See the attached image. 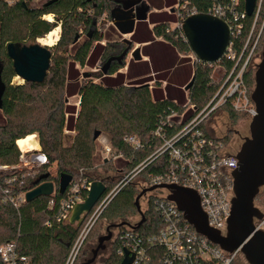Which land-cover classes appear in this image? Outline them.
<instances>
[{
  "label": "trees",
  "instance_id": "1",
  "mask_svg": "<svg viewBox=\"0 0 264 264\" xmlns=\"http://www.w3.org/2000/svg\"><path fill=\"white\" fill-rule=\"evenodd\" d=\"M163 1L167 7H172V9L177 3V0ZM115 2L116 0H92L90 2L87 0H45L39 6H33L24 0H18L10 6L4 0H0V84L5 85L0 108V165L17 164L21 156L17 141L37 132L39 133L36 136L40 152L45 154L48 160L42 166L38 178L50 173L49 166L56 164L58 174L54 176L50 173L48 180L54 181L57 185L61 172H69L73 178H76L80 169H86L84 176L92 181L101 179L105 182L107 189H110L117 180L113 181L111 177L98 179L90 174L97 156V140L94 139L96 130L110 134L113 149L118 153H123L128 159L121 169L113 165L111 169L117 173L122 170L128 172L159 146L160 141L153 139L151 132L156 128L160 119L170 112L182 113L184 111L182 104L186 93L187 101L197 108L195 114L202 110L216 93L218 87L212 82V74L216 65L192 63L189 57L193 53L190 45L179 35L178 31L167 32L172 20L163 19L157 22L152 15L150 22L157 23L153 28H150L149 21L138 22L134 33L130 36L131 47L123 41L124 37L120 34L118 38L111 39L113 27L109 25L110 11L116 6ZM190 2L201 13H207L211 5V0H190ZM241 6L243 10L244 0ZM50 13L55 15L53 22L42 18L43 15ZM101 18H103L102 21ZM254 18V14L248 16L245 19L243 34L233 39V46L238 54L242 52ZM95 21L96 24H94ZM263 21L264 1L255 37ZM58 25L62 30L56 47L64 53L59 60H55L54 66L50 61V69L45 81L43 83L12 84L16 73L13 62L7 54L6 45L10 42H19L24 45L36 43L37 39L46 37ZM91 30L92 35L89 37L88 33ZM77 36H85L86 39L75 44ZM263 36L264 29L258 40L256 54L264 49ZM156 37H162V40L170 44L156 41ZM106 39L108 41L102 45L100 42ZM147 42L149 44L145 47V54L149 60H131L127 73H118L126 66L133 45ZM95 43L97 44L91 52ZM129 47L130 50L126 56L122 57ZM178 55H182V58ZM100 57L108 61L113 58L110 61L109 75L103 76L100 82L91 80L90 77L95 76L92 73L80 79L81 73L76 68V63L84 66L90 62L94 66ZM189 63L192 65V71L190 67V71L183 67V64ZM219 64L228 69L234 66V62L226 58H223ZM70 71L74 72L73 76L69 74ZM254 71L251 66L245 73L246 82L250 87L254 85ZM113 74L116 76H111ZM192 77L194 82L185 93L183 87L190 82ZM151 81H154L152 88ZM164 81H167V84L163 87ZM40 86L47 87L44 93L36 92ZM63 94L66 97L80 96L78 112L75 107L67 106V101L63 100ZM224 110L227 111L228 120L231 122L244 117L234 111L229 104L224 106ZM191 114H193L192 111L187 113L184 122ZM27 122H31L33 127L28 128ZM202 128L206 129L205 124ZM66 130L76 132L72 142L68 145L64 142ZM130 134L140 136L144 150L134 151L124 141V137ZM227 141H229L228 135L225 136V142ZM161 162L165 163V158L162 161L155 160L143 170L136 180L139 181L138 192H140L142 180H148L150 175L163 170L164 166ZM36 180L27 178L24 187H32ZM131 185L124 187L112 199L100 218L103 217L111 222L114 220L127 222L129 216L137 214L135 205L137 191L130 187ZM4 186V177L0 175V246L8 242L16 243L18 251L29 259L23 264H64L83 225L75 228L71 224L56 221L60 200L64 195L57 190L53 196H41L15 207L10 196H17L21 189L15 186V190L6 197ZM124 192L126 195L122 196ZM260 195L256 198L257 203L260 198L262 202L264 201V193L261 192ZM52 198L56 200V203L53 207H49V201ZM155 199L156 197L150 198L148 207L144 210L146 221L138 229V232L144 236H150L162 226V219L154 208ZM46 221H51L52 227L45 225ZM112 244L113 256L107 264H121L123 258L117 253L121 241L117 238ZM150 251V264H162L161 259L165 255L163 249L151 248ZM80 256L81 254L76 264ZM0 264H3L1 259ZM202 264L218 263L212 260L202 261Z\"/></svg>",
  "mask_w": 264,
  "mask_h": 264
},
{
  "label": "built area",
  "instance_id": "2",
  "mask_svg": "<svg viewBox=\"0 0 264 264\" xmlns=\"http://www.w3.org/2000/svg\"><path fill=\"white\" fill-rule=\"evenodd\" d=\"M4 1L11 6L18 0ZM24 1L33 6H39L45 0ZM263 1L257 0L251 30L244 42L242 52L238 54L233 46V39L243 34L245 19L248 17L245 12V2L242 10V0H211L207 14L223 19L231 30V41L223 58L233 61L234 66L228 69L220 65L219 63L223 58L218 63L210 64L212 66L219 64L218 66L223 68V75L217 79L212 74V82L218 89L202 110L195 114L197 108L188 101L182 113L172 111L160 119L156 128L151 132L152 138L160 141L159 146L130 171L118 172L122 174L120 178L110 189L106 188L92 211L86 216L64 264H76L89 233L108 204L124 187L136 181L149 164L158 159L162 161L165 158V163L161 162V165L164 166L163 170L150 175L148 180H142L140 190L161 184H176L195 190L200 198V205L208 217L209 225L226 234L234 197L233 172L239 166V161L236 158L238 150L233 151L230 142H225L226 135H211L207 130V122H210L218 113L227 116V111L222 109L226 104H229L237 113L244 115L248 121H251L257 114L256 105L252 99L255 82L253 87H250L246 82L245 73L251 66L256 70V64H253V60L263 52L255 53L258 40L264 29L263 21L261 29L255 37ZM173 11L177 21L174 26L167 29V32L176 30L186 41L182 29L183 21L187 17L201 12L195 5L191 4L190 0H177ZM42 18L53 22L55 15L52 13L45 14ZM102 20L103 18H101ZM156 39L162 40V37H156ZM131 55L132 51L129 57ZM189 57L193 64L201 62L194 53L190 54ZM14 79L12 84L17 83ZM190 111L193 114L184 122L187 113ZM203 124H205V130L209 136L202 128ZM124 141L134 151L144 150L143 141L137 134L126 135ZM101 156L103 162L117 159L124 160V162L128 160L123 153H118L113 149L110 141L102 142ZM47 162L46 155L40 152L39 148L21 150L20 160L15 165H0V175L4 177L5 196H10L9 194L15 190V186L21 189L17 196H10L15 207L26 202V192L31 188L24 187L27 178L36 180L42 166ZM85 173L86 169H80L78 176L71 180L64 192V196L60 200L57 222L65 223L75 205L86 200L93 181L84 176ZM56 187L58 185L55 183V190L50 196L56 194ZM262 192L264 193V191ZM168 193L165 188H156L141 198H146L149 203L151 197H156L154 208L162 219V226L157 232L150 236H144L138 232L139 228H133L137 222H131L117 228V234L112 242L117 238L121 241L117 253L122 258L125 256L124 250L128 249L134 256L131 264H150L151 248H160L165 253L164 258L161 259L162 264H202V261L212 260L218 264H233L238 260L242 255L240 249L229 253L198 233L186 220L184 212L174 202L167 199ZM55 203L56 200L52 198L49 201V207H53ZM255 205L262 212V217L254 220L255 230L264 232V201L257 203L255 200ZM45 225L52 227V222L46 221ZM120 228L122 229L119 230ZM0 259L3 264H23L29 260L28 257L18 251L17 244L14 242L0 246Z\"/></svg>",
  "mask_w": 264,
  "mask_h": 264
},
{
  "label": "water",
  "instance_id": "3",
  "mask_svg": "<svg viewBox=\"0 0 264 264\" xmlns=\"http://www.w3.org/2000/svg\"><path fill=\"white\" fill-rule=\"evenodd\" d=\"M244 2L246 14L252 16L257 0H244ZM116 3L119 5L110 11L112 24L124 36L123 41L131 47L132 41L128 35L134 33L138 22L147 20L151 7L145 0H116ZM182 29L187 43L198 60L207 64H215L224 57L231 41V30L223 19L207 13H198L187 17L183 21ZM91 35L92 30L88 33L89 37ZM78 38L79 36L76 37V40ZM130 47L122 57L126 56ZM6 51L13 62L16 75L24 82L43 83L45 81L51 61V51L47 46L39 42L29 45L10 42L6 45ZM132 57L135 60L143 58L141 47L134 48ZM108 70L107 66L102 69L106 75ZM84 76L88 77L89 73L86 72ZM193 82L194 78L192 77L185 86L186 91L189 90ZM254 82L252 99L255 102L257 114L250 121L249 135L244 137L236 154L239 166L233 172L234 197L226 234L209 225L208 217L200 205L197 192L176 184H161L141 190L135 199V205L141 219L133 225L134 229L140 228L146 221V215L140 203L141 198L156 188H165L169 192L167 199L174 202L184 212L186 220L198 233L229 253L240 249L248 264H264V232L256 231L254 224L255 218L262 217V212L255 205V200L264 191V50L254 73ZM4 89L5 85L1 83L0 108ZM101 135L102 131L96 130L94 139H99ZM49 177L50 173H46L34 181L30 190L26 192V202L53 194L55 182L48 180ZM72 179L71 173L64 171L60 173L58 184L60 194H64ZM106 188L103 180L93 181L86 200L75 205L65 223L79 228L104 194ZM126 224L127 222H121L107 226L106 234L99 236L96 247L92 249V257L84 264H93L98 254L105 250L107 244L113 240L112 229ZM124 252L125 256L121 264H131L134 256L128 249H125Z\"/></svg>",
  "mask_w": 264,
  "mask_h": 264
},
{
  "label": "rangeland",
  "instance_id": "4",
  "mask_svg": "<svg viewBox=\"0 0 264 264\" xmlns=\"http://www.w3.org/2000/svg\"><path fill=\"white\" fill-rule=\"evenodd\" d=\"M150 5L152 6L153 9H160L161 7H163L164 1L163 0H149ZM170 14L171 12L168 11ZM51 18V17H50ZM156 20L158 22L162 21L163 19H170L172 20L169 24L170 26H174L175 22L177 21V17L175 15V13H173V16H168L167 14L163 13V11L158 12L156 15ZM57 27H59V32H58V39L55 41V43L53 45H46L40 42L39 39H37L36 42H39L42 45L47 46L50 51H51V65L54 66L55 65V60H59V57L63 55V51L60 50V48L56 47V44L59 42L60 36L61 35V27L60 25H58ZM55 27V29L57 28ZM54 30V29H53ZM263 43H264V36H263ZM135 47V45H133V48ZM132 48V49H133ZM132 51V50H131ZM130 51V52H131ZM129 57V56H128ZM178 57H180L178 55ZM133 58V57H132ZM262 58V54L257 55L254 60H253V64H257L260 62ZM128 60V59H127ZM94 66L88 65L86 66H78V69L80 70V72H87V73H95L93 71ZM184 68H187L189 70L192 71V65L189 64H183ZM97 69V68H96ZM95 70V69H94ZM123 70V68H122ZM189 70V71H190ZM255 73V72H254ZM223 73H221L220 71V66L216 65V67L214 68V72H213V77L220 79L222 77ZM254 75V74H253ZM17 76V75H16ZM103 76H100L99 73H97V75H95L94 77H90L91 80H93L94 82H100L102 80ZM87 78V79H90ZM84 80V79H83ZM15 82H17L18 84H23L25 83L23 79H21L19 76L16 77V79H14ZM47 87H43L40 86L37 88L36 92H41L44 93L46 91ZM183 91L186 93L185 87H183ZM63 100L67 101V106H72L76 108V111H79V105H80V96L79 95H73V96H67L65 94L62 95ZM187 93L185 96V99L183 101V106L187 105ZM222 109H224V107H222ZM224 112V110H221ZM226 114L223 113H218L215 117L212 118V120L210 122H207V130L209 131V133L213 136H223V135H228V139L231 145V148L233 151L235 150H239L240 146L243 142L244 137L249 135V125H250V121L247 120L246 117L240 118L239 120L235 121V122H231L230 120H228V116H225ZM209 121V120H208ZM26 124H28V128H32L33 124L31 122H27ZM37 135H39V133L36 132ZM36 134H31L36 140H37V136ZM76 135L75 131H65L64 132V142L66 145H68L69 143L72 142L74 136ZM111 137L110 134L106 133V132H102V135L100 136L99 139H97V143H96V147H97V156L94 162V166L91 168V175L96 176L98 179L102 178V177H111L113 179V181L118 180L119 176H121L122 174H118L114 169H111V166H115L116 168H120L124 165V160L121 159H117V160H112L109 163H104L102 160V156H101V148H102V142H107L110 141ZM38 146L36 149L40 148L39 142L37 140ZM35 150V149H34ZM49 172L56 176L58 174L57 172V165H51L48 168ZM139 181H135L132 183V185L130 187H132L134 190H136L137 195L141 192H138V185ZM58 187H56V191L57 192ZM126 192L123 193L122 196H125ZM261 196V195H260ZM141 203V207L142 210L146 209L148 207V201L146 198H143L140 200ZM258 203H262V198L259 199ZM141 219L139 213L137 212L136 215H132L129 216V218L127 220V222H138ZM122 220H114V221H109L106 220L105 218H100L98 220V222L95 224L92 232L90 233V235L88 236L83 251L81 253V256L79 258L78 264H84L89 258L92 257V249L96 247L97 243H98V238L101 235L106 234V228L107 226L113 224H118L121 223ZM113 231V238L116 236L117 234V227L112 229ZM112 241L109 242L107 244V248L103 251H101L98 254V257L96 258L95 262L93 264H107L108 261L110 260V258L113 256V249L111 247ZM236 264H248V262L246 261V259L244 258L243 255H241Z\"/></svg>",
  "mask_w": 264,
  "mask_h": 264
},
{
  "label": "crops",
  "instance_id": "5",
  "mask_svg": "<svg viewBox=\"0 0 264 264\" xmlns=\"http://www.w3.org/2000/svg\"><path fill=\"white\" fill-rule=\"evenodd\" d=\"M146 1V3L151 7V9H150V11L148 12V17H147V20L146 21H149L150 22V18H151V16L153 15V17L155 18L156 17V15H157V13L158 12H161V11H163V12H166L167 14H168V16H173V13H174V11H173V9H172V7H167V5H165L162 9H153L152 8V6L150 5V1L149 0H145ZM168 11H170L171 12V14L168 12ZM155 20H156V18H155ZM158 22V21H157ZM157 23H151L150 22V28H153L155 25H156ZM109 25H111L112 27H113V32L111 33V36H110V38L111 39H116V38H118V35L120 34V35H122L121 33H119V31L116 29V27L112 24V21L109 23ZM117 34V35H116ZM123 36V35H122ZM130 36L131 35H128V37H129V39H130ZM124 37V36H123ZM109 38V37H108ZM110 39V40H111ZM108 40L106 39V40H104V41H101L100 43L102 44V45H105L106 44V42H107ZM156 41H160V42H163V43H166V44H170V43H168V42H166V41H164V40H157L156 39ZM98 43V42H97ZM97 43H95L94 45H93V47H92V49H91V52L93 51V48L95 47V45L97 44ZM149 43L147 42V43H135V47L134 48H136L137 46H139V47H141V54H142V56H143V58L141 59L142 61H148L149 60V57L145 54V47L148 45ZM134 48L132 49V51L134 50ZM130 54V53H129ZM181 56V58H182V55H180ZM101 57H102V55H101ZM101 57L98 59V61L96 62V64L94 65V68L95 67H97L98 66V64L100 63V60H101ZM131 60H134V61H140V60H135L134 58H132V55H131V57H128V61H127V64H126V66L123 68V70L121 69V70H119L118 71V73L119 72H121V73H127V70H128V65H129V62L131 61ZM88 65H91V63L90 62H87L84 66H88ZM78 66H81V65H79L78 64ZM92 66V65H91ZM92 69H93V67H92ZM81 73V72H80ZM82 74H84V72H82L81 73V75ZM117 74V73H116ZM116 74H113V75H111V76H116ZM154 74V73H153ZM109 74H107V75H103V76H108ZM103 78V77H102ZM153 84H154V81H151L150 82V86H151V88L153 87ZM167 84V81H164L163 82V87L165 86ZM185 87V86H184ZM37 141V140H36ZM37 146H38V143H37Z\"/></svg>",
  "mask_w": 264,
  "mask_h": 264
},
{
  "label": "bare ground",
  "instance_id": "6",
  "mask_svg": "<svg viewBox=\"0 0 264 264\" xmlns=\"http://www.w3.org/2000/svg\"><path fill=\"white\" fill-rule=\"evenodd\" d=\"M50 18V17H49ZM51 19V18H50ZM59 27L52 30L50 33L46 35L44 38H40V42L46 45H53L55 41L58 39V31ZM220 70H222L221 73H223V68L220 67ZM36 134V133H34ZM38 140V139H37ZM17 144L21 150H34L37 148V141L32 135H28L23 139H19L17 141Z\"/></svg>",
  "mask_w": 264,
  "mask_h": 264
},
{
  "label": "flooded vegetation",
  "instance_id": "7",
  "mask_svg": "<svg viewBox=\"0 0 264 264\" xmlns=\"http://www.w3.org/2000/svg\"><path fill=\"white\" fill-rule=\"evenodd\" d=\"M115 5L117 6V5H119V4L115 2ZM87 37H88V36H87ZM88 38H89V37H88ZM85 39H86L85 36H80V37L75 41V44L81 43V42H83ZM106 66H107V68H110V62H109L108 60H104L103 58H101L100 63L98 64V66L94 68L95 70L93 69V71H94L95 73H92V74L96 75L97 73H99V74H102V76H103V75H106V74H104L103 71H102V69H103L104 67H106ZM76 68L78 69V63H76ZM96 68H97V69H96ZM85 73H86V72H85ZM85 73H84V74H85ZM69 74H72V76H73V75H74V72L70 71ZM84 74L80 75V79H81V78H86V77H87V76H84ZM76 81H78V77H76ZM111 247H112V249H113V244H111Z\"/></svg>",
  "mask_w": 264,
  "mask_h": 264
}]
</instances>
